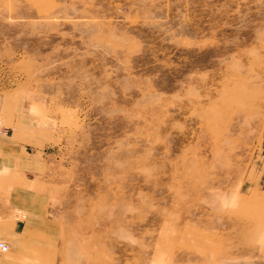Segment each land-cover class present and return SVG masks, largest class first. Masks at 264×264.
<instances>
[{
	"label": "rangeland",
	"instance_id": "1",
	"mask_svg": "<svg viewBox=\"0 0 264 264\" xmlns=\"http://www.w3.org/2000/svg\"><path fill=\"white\" fill-rule=\"evenodd\" d=\"M0 264H264V0H0Z\"/></svg>",
	"mask_w": 264,
	"mask_h": 264
},
{
	"label": "built area",
	"instance_id": "2",
	"mask_svg": "<svg viewBox=\"0 0 264 264\" xmlns=\"http://www.w3.org/2000/svg\"><path fill=\"white\" fill-rule=\"evenodd\" d=\"M7 249V245L4 242L0 241V250H6Z\"/></svg>",
	"mask_w": 264,
	"mask_h": 264
}]
</instances>
